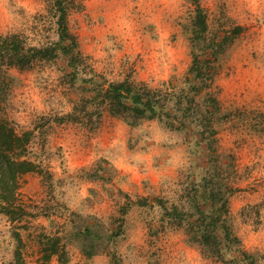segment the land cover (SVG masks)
<instances>
[{"label": "rangeland", "instance_id": "rangeland-1", "mask_svg": "<svg viewBox=\"0 0 264 264\" xmlns=\"http://www.w3.org/2000/svg\"><path fill=\"white\" fill-rule=\"evenodd\" d=\"M54 1L0 0V35L55 44ZM73 1L77 66L61 50L28 69L0 65V121L31 134L28 157L40 167L20 177L14 216L0 207V264L19 249L25 264H226L184 231L165 232L156 202L178 199L203 149L195 157L191 137L159 119L132 126L100 94L125 80L186 86L199 9L208 40L231 39L213 58L224 115L216 146L235 188L229 224L264 264V0Z\"/></svg>", "mask_w": 264, "mask_h": 264}, {"label": "trees", "instance_id": "trees-1", "mask_svg": "<svg viewBox=\"0 0 264 264\" xmlns=\"http://www.w3.org/2000/svg\"><path fill=\"white\" fill-rule=\"evenodd\" d=\"M74 2L55 0L52 3L53 10L62 12L60 39L53 45L33 47L18 33L0 35V65L7 70L28 69L36 61L54 59L61 50L71 59V66H77L78 56L74 54L77 41L69 33L67 24L68 8ZM195 25L194 56L186 86L152 88L147 84L138 85L125 80L109 83L108 89L102 88L100 94L104 95L110 113L126 117L132 126L144 119H159L191 137L195 157L199 155V148L204 151L200 159H195L186 178L178 184L177 200L156 198L163 213L161 221L165 232L184 231L189 241L207 248L226 264H261L256 255L242 248L229 224L230 198L235 188L230 182V174L223 173L227 165L219 160L216 146L215 123L221 121L224 115L214 93L217 68L213 58L224 50L231 39L228 36L221 42L208 40L207 16L200 9ZM30 142V133L18 135L0 121V207L11 217L15 210H19L15 209V195L20 177L40 170L39 165L28 157ZM200 160L204 163H200ZM58 252L56 244L48 259ZM22 261L19 249L13 264H25Z\"/></svg>", "mask_w": 264, "mask_h": 264}]
</instances>
